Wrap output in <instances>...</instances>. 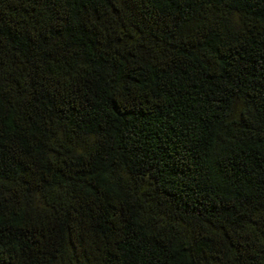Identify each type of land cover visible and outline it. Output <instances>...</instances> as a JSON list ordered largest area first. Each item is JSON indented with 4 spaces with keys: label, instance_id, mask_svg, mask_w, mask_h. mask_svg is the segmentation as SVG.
<instances>
[{
    "label": "trees",
    "instance_id": "trees-1",
    "mask_svg": "<svg viewBox=\"0 0 264 264\" xmlns=\"http://www.w3.org/2000/svg\"><path fill=\"white\" fill-rule=\"evenodd\" d=\"M0 264H264V0H0Z\"/></svg>",
    "mask_w": 264,
    "mask_h": 264
}]
</instances>
